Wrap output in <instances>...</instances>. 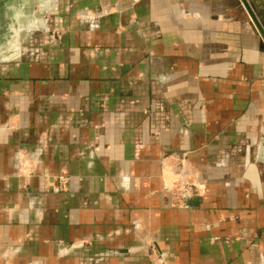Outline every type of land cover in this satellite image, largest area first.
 I'll list each match as a JSON object with an SVG mask.
<instances>
[{
    "label": "crops",
    "instance_id": "obj_1",
    "mask_svg": "<svg viewBox=\"0 0 264 264\" xmlns=\"http://www.w3.org/2000/svg\"><path fill=\"white\" fill-rule=\"evenodd\" d=\"M168 156L197 173L186 206ZM0 264H264V35L241 0H0Z\"/></svg>",
    "mask_w": 264,
    "mask_h": 264
},
{
    "label": "built area",
    "instance_id": "obj_2",
    "mask_svg": "<svg viewBox=\"0 0 264 264\" xmlns=\"http://www.w3.org/2000/svg\"><path fill=\"white\" fill-rule=\"evenodd\" d=\"M165 163L170 168L173 177L171 186L168 188L173 204L176 207L186 206V201L198 193L200 183L197 173L180 157L168 156ZM164 164V163H163ZM57 184L52 186L53 192L63 191L66 188V177L61 174L56 177Z\"/></svg>",
    "mask_w": 264,
    "mask_h": 264
},
{
    "label": "rangeland",
    "instance_id": "obj_3",
    "mask_svg": "<svg viewBox=\"0 0 264 264\" xmlns=\"http://www.w3.org/2000/svg\"><path fill=\"white\" fill-rule=\"evenodd\" d=\"M252 6L255 14H257L259 18L262 20V22H264V0H256V1L252 0Z\"/></svg>",
    "mask_w": 264,
    "mask_h": 264
},
{
    "label": "water",
    "instance_id": "obj_4",
    "mask_svg": "<svg viewBox=\"0 0 264 264\" xmlns=\"http://www.w3.org/2000/svg\"><path fill=\"white\" fill-rule=\"evenodd\" d=\"M241 2L243 3L246 11L248 12L250 18L252 19V21L254 22V24L256 25V27L260 30V33H262V35H264L263 32H262V30H261V28H260V25H259L256 17H255V15L253 13V11L251 10V8L249 7V5L247 4L246 0H241Z\"/></svg>",
    "mask_w": 264,
    "mask_h": 264
},
{
    "label": "clouds",
    "instance_id": "obj_5",
    "mask_svg": "<svg viewBox=\"0 0 264 264\" xmlns=\"http://www.w3.org/2000/svg\"><path fill=\"white\" fill-rule=\"evenodd\" d=\"M13 13H14V17L19 15V13L15 12V9H13Z\"/></svg>",
    "mask_w": 264,
    "mask_h": 264
}]
</instances>
